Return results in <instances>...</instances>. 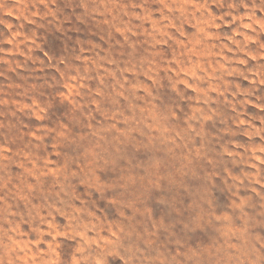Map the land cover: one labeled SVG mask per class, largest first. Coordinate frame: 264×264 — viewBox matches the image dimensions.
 <instances>
[{"label":"rangeland","instance_id":"rangeland-1","mask_svg":"<svg viewBox=\"0 0 264 264\" xmlns=\"http://www.w3.org/2000/svg\"><path fill=\"white\" fill-rule=\"evenodd\" d=\"M0 264H264V0H0Z\"/></svg>","mask_w":264,"mask_h":264}]
</instances>
